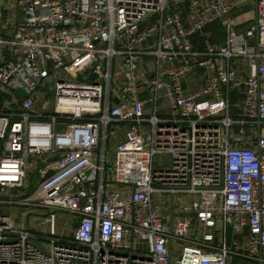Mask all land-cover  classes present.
<instances>
[{"label":"built area","instance_id":"1","mask_svg":"<svg viewBox=\"0 0 264 264\" xmlns=\"http://www.w3.org/2000/svg\"><path fill=\"white\" fill-rule=\"evenodd\" d=\"M14 3L0 191L38 183L0 204L44 216L0 215V264H264V0Z\"/></svg>","mask_w":264,"mask_h":264},{"label":"rangeland","instance_id":"2","mask_svg":"<svg viewBox=\"0 0 264 264\" xmlns=\"http://www.w3.org/2000/svg\"><path fill=\"white\" fill-rule=\"evenodd\" d=\"M42 91V92H41ZM7 90L5 91H0V98L2 99L1 101L3 102V105H5L4 108H2L1 110H8L7 108L12 104L11 98H12V94L10 92H8ZM40 100L42 99V101L44 102V104H48L49 101L52 102V93H50L48 91V88H41L40 92ZM108 155V159H107V164L105 166L106 172H105V178H106V182H113V174H112V162H113V151L110 150V153L107 154ZM154 162L156 163H166L167 159L164 156H157L154 158ZM29 173H31L29 175V187L28 190H24V191H10L7 190V192H3L0 191V201L2 200H8V199H12L10 197L11 194L16 196V199H21L26 197L27 195H29L31 192L34 191V189L37 186L38 183V177L36 174H34L32 171H29ZM115 188V190L120 191V189L118 188V186H113ZM164 198L165 199V205L168 206L169 200H170V196L166 195ZM14 199V200H16ZM198 197L196 196H190V197H184V196H175L174 197V212L176 213L177 209H182L184 206L186 205H190L193 201H197ZM4 205L0 204V207L2 206V208L5 210L4 213H6V216H9L11 219L13 220H17L18 219V215L23 214V216H28V215H36V216H31L30 217V223H32L33 221L38 220L39 218H41L42 216H44L43 211H41L40 209H30V208H20L19 206L16 205H12L10 204V202H4ZM63 220L64 218L58 219L56 224H57V231L60 232L62 230V224H63ZM42 232H44L43 229H41ZM229 238H230V232L228 234ZM251 264H253L252 262H250ZM244 260H235L234 264H250Z\"/></svg>","mask_w":264,"mask_h":264},{"label":"crops","instance_id":"3","mask_svg":"<svg viewBox=\"0 0 264 264\" xmlns=\"http://www.w3.org/2000/svg\"><path fill=\"white\" fill-rule=\"evenodd\" d=\"M17 19V11L15 7L14 0H0V64L4 63L10 54V48L5 45L3 42L8 41L9 38L11 37L15 25V21ZM3 23H7L6 27H3ZM217 25H209L206 27L203 33L202 38H194L193 42L194 45L201 49L204 43V40L211 42L212 41H217V42H222L223 37L220 28H218ZM216 29V30H214ZM211 32H213V35L211 37ZM5 91V89L0 86V91ZM8 93V92H7ZM2 99L0 98V110L5 107L3 105L4 101H1ZM166 195H157L155 194L152 198V203L153 205H161L164 211L160 213L161 217L170 224L171 222H175L178 219V213L174 212V202H171V197L168 203V206H166L164 203L165 199L164 198ZM169 196V195H168ZM2 201H7V200H2ZM173 207V208H172ZM4 209L2 206L0 207V215H6L4 213Z\"/></svg>","mask_w":264,"mask_h":264},{"label":"water","instance_id":"4","mask_svg":"<svg viewBox=\"0 0 264 264\" xmlns=\"http://www.w3.org/2000/svg\"><path fill=\"white\" fill-rule=\"evenodd\" d=\"M16 95H17L19 98L24 97V93L21 92V91H17V92H16ZM38 245H39V244H38ZM39 246H40V245H39Z\"/></svg>","mask_w":264,"mask_h":264}]
</instances>
